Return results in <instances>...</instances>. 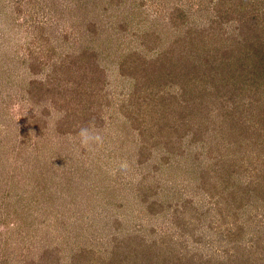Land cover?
<instances>
[{
    "label": "rangeland",
    "instance_id": "374dc122",
    "mask_svg": "<svg viewBox=\"0 0 264 264\" xmlns=\"http://www.w3.org/2000/svg\"><path fill=\"white\" fill-rule=\"evenodd\" d=\"M261 6L0 0V264H264Z\"/></svg>",
    "mask_w": 264,
    "mask_h": 264
},
{
    "label": "trees",
    "instance_id": "16d2710c",
    "mask_svg": "<svg viewBox=\"0 0 264 264\" xmlns=\"http://www.w3.org/2000/svg\"><path fill=\"white\" fill-rule=\"evenodd\" d=\"M261 12H255V11H251L248 13H243L242 15H236L235 16V20L237 21V27L238 30H240V33L245 34V40L247 41L246 44V48L243 49V47L240 45L239 47L235 48V52H233V49L228 48V47H221L220 45H218L215 48V53H210V51L207 50V53H205V55L203 56V64L205 66L208 65V61L210 59H212L213 62V66L211 67L212 69L215 68L214 73L217 74L218 68L215 66V62H221L222 64V71L223 70H231L233 71V76L241 71V69H246V67H249V63L251 64L254 63V58H261L264 59V52H262L261 50L259 51H251L248 47L254 45L255 43H257L256 41H259L260 39L263 40L262 35H264V6H261ZM251 35V36H249ZM262 36V37H261ZM200 37L198 36H193L191 38V41L195 42L198 38ZM239 42V41H238ZM241 42V41H240ZM259 43V42H258ZM256 44L255 46H259L261 44ZM238 45V44H237ZM196 47V46H195ZM207 48V46H206ZM204 44L202 42L198 41L197 44V48L196 49H200V50H204L206 49ZM232 50V51H231ZM243 50V51H242ZM241 52V54H240ZM210 54V56H206V54ZM220 53V56H219ZM240 54V55H239ZM196 57L200 56L199 52H196ZM253 56V57H251ZM248 63V64H247ZM247 64V65H246ZM261 65L260 68L264 70V61H261ZM221 71V72H222ZM250 71V70H248Z\"/></svg>",
    "mask_w": 264,
    "mask_h": 264
}]
</instances>
